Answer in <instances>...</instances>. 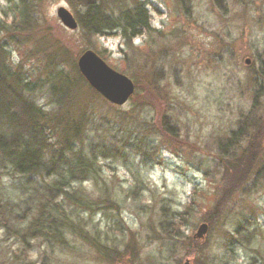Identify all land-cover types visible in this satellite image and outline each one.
I'll list each match as a JSON object with an SVG mask.
<instances>
[{
	"label": "rangeland",
	"instance_id": "rangeland-1",
	"mask_svg": "<svg viewBox=\"0 0 264 264\" xmlns=\"http://www.w3.org/2000/svg\"><path fill=\"white\" fill-rule=\"evenodd\" d=\"M90 3L117 23L143 6L149 30L131 41L118 30L93 36L82 28ZM25 4L22 15L21 2L0 0V66L10 68L3 95L23 125L38 120L47 129L55 150L40 146L43 167L31 177L0 156V264H264V0ZM59 7L76 29L61 25ZM86 51L133 82L124 104L80 76L76 63ZM58 70L64 75L55 77ZM21 105L30 107L23 113ZM237 130L230 147L239 162L224 165L219 158L231 152L226 141ZM71 142L96 157L90 176L68 190L94 205L61 204L80 234L65 235L63 246L21 243L36 200L57 179L45 172L68 166L70 156L53 158ZM201 224L207 231L195 239Z\"/></svg>",
	"mask_w": 264,
	"mask_h": 264
},
{
	"label": "trees",
	"instance_id": "trees-1",
	"mask_svg": "<svg viewBox=\"0 0 264 264\" xmlns=\"http://www.w3.org/2000/svg\"><path fill=\"white\" fill-rule=\"evenodd\" d=\"M18 1L21 2L22 7L21 12L19 13L22 15L27 14L26 9H28V7L25 4L26 0ZM100 7V5L90 3L83 8L84 23L82 24V28L87 30L93 36H110L115 33L113 32L114 30H118L122 33V37L131 41V39L141 36L144 32L149 30V19L143 6L133 10V15L128 10L123 12L120 23L111 20L110 16L102 12ZM1 26L3 25L0 22V27ZM7 68L8 66L5 64H3V68L0 66V156L6 157V160L9 163L8 165L18 174L31 177L40 174L41 167H43V149H40V146L43 148L46 147L48 150H55V148L48 144L49 139L48 135H46L47 129H44V126L42 125L40 129V125H34L36 123L40 124L38 120L33 124H30L28 127L23 125L24 123L17 118L18 112H15L13 108V101L4 98L3 94H8L7 88H5V92L3 91L5 87L3 74L6 73L7 70L9 72L10 69ZM56 72L55 77L64 75L60 70ZM79 74L77 75L80 79L77 78L82 80L80 77L81 75L79 76ZM23 82H25V79ZM22 85L25 88L28 86L26 83H22ZM56 85L59 84H54V82H52L49 86L52 94L55 93L59 95ZM28 107L30 106L21 105L23 113ZM7 125L10 126V133H6L7 131L4 129ZM239 133V130L230 133L225 147L231 148L230 145L235 144ZM34 134H37V137H40V142L35 141ZM76 134L77 133L75 132L71 135L76 138ZM32 143L33 145H31ZM75 147V142H71V144L67 143L64 148L59 149L54 156L53 159L58 162L63 161L64 158L70 156L67 162L68 166L61 173H55L52 169L45 172L47 178L55 175L57 176V179L52 185L46 188V193L40 194L36 200L37 216L33 218V221L27 227L24 235L21 234V243H25L29 238H41L50 246H63L65 243V235L80 234L78 229L81 227L76 225L77 223L73 221V212L69 210L70 214L66 213L61 204L68 200L70 204L74 205L76 203L80 208L85 210H90L94 205V203H91L87 199L82 200L79 198L75 192H68V190L71 188L70 182L77 180L81 181L90 176L88 170H92L91 167L95 164L96 157L92 155V152H90V156H84L82 151L80 149L76 150ZM231 149L230 153L224 154L219 158V161L222 162V164L225 165V163L232 162V164L237 165L239 162L236 153L233 151V146ZM58 198L61 201H58ZM220 201L219 203L217 202V206H219ZM12 234L18 236L17 230L12 232ZM95 244L103 249L104 243L99 238L95 241ZM103 250H105L107 255V248L104 247Z\"/></svg>",
	"mask_w": 264,
	"mask_h": 264
},
{
	"label": "water",
	"instance_id": "water-1",
	"mask_svg": "<svg viewBox=\"0 0 264 264\" xmlns=\"http://www.w3.org/2000/svg\"><path fill=\"white\" fill-rule=\"evenodd\" d=\"M56 16L64 28L68 30L77 28L76 21L66 9L59 7ZM76 66L89 87L114 105L124 104L134 92V84L129 78L112 70L92 51L82 53ZM206 231L207 225L201 224L193 238L202 239ZM183 264H189V262L185 261Z\"/></svg>",
	"mask_w": 264,
	"mask_h": 264
},
{
	"label": "flooded vegetation",
	"instance_id": "flooded-vegetation-1",
	"mask_svg": "<svg viewBox=\"0 0 264 264\" xmlns=\"http://www.w3.org/2000/svg\"><path fill=\"white\" fill-rule=\"evenodd\" d=\"M264 64V63H263Z\"/></svg>",
	"mask_w": 264,
	"mask_h": 264
}]
</instances>
